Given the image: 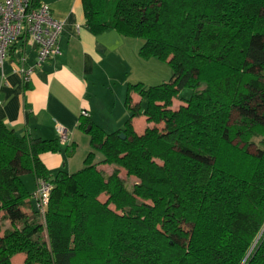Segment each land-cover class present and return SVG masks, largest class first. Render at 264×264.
Listing matches in <instances>:
<instances>
[{
  "label": "trees",
  "instance_id": "trees-1",
  "mask_svg": "<svg viewBox=\"0 0 264 264\" xmlns=\"http://www.w3.org/2000/svg\"><path fill=\"white\" fill-rule=\"evenodd\" d=\"M81 1L92 33L141 38L139 55L171 76L128 86L119 130L82 116L91 150L71 173L40 160L57 139L0 120V264L17 254L21 264H264V0ZM175 98L184 104L172 109ZM141 115L155 125L137 132ZM121 170L136 178L130 188ZM29 173L52 184L43 216L26 210Z\"/></svg>",
  "mask_w": 264,
  "mask_h": 264
},
{
  "label": "crops",
  "instance_id": "crops-1",
  "mask_svg": "<svg viewBox=\"0 0 264 264\" xmlns=\"http://www.w3.org/2000/svg\"><path fill=\"white\" fill-rule=\"evenodd\" d=\"M41 1L48 3L52 16L62 22L59 53L35 69L28 82H23L6 59L0 71V120L16 135L32 138L57 139V127L64 128L67 139L59 142V151L39 157L51 175L59 169L71 173L84 165L81 159L91 150L89 135L79 126L81 111L86 110L88 117L84 118L105 132L119 130L130 115L125 106L128 86L138 82L145 86L161 84L169 80L171 70L163 61L139 55L143 43L139 37L114 29L92 33L86 26L81 0ZM28 55L30 60L34 56L31 48ZM131 99L133 104L141 100L136 92H131ZM182 104L173 99L172 109ZM132 124L137 132L155 125L143 115L132 118ZM70 145L74 150L67 155ZM21 178L30 194L31 204L26 209L30 211L36 177L29 173ZM7 226V221H0V235ZM23 258L17 254L14 264H21Z\"/></svg>",
  "mask_w": 264,
  "mask_h": 264
},
{
  "label": "built area",
  "instance_id": "built-area-1",
  "mask_svg": "<svg viewBox=\"0 0 264 264\" xmlns=\"http://www.w3.org/2000/svg\"><path fill=\"white\" fill-rule=\"evenodd\" d=\"M62 22L55 19L48 3L40 1L32 5L31 0H0V71L9 59L23 82H28L35 69L59 53L58 38ZM34 51L30 60L28 50ZM81 116L88 117L86 110ZM67 133L57 127V140L64 142ZM33 199L36 209L43 216L52 184L49 180L36 178Z\"/></svg>",
  "mask_w": 264,
  "mask_h": 264
},
{
  "label": "rangeland",
  "instance_id": "rangeland-1",
  "mask_svg": "<svg viewBox=\"0 0 264 264\" xmlns=\"http://www.w3.org/2000/svg\"><path fill=\"white\" fill-rule=\"evenodd\" d=\"M165 63V62H164ZM167 65V64H166ZM168 66V65H167ZM170 76H171V73H170ZM170 77H168V79H169ZM167 79V80H168ZM149 86V85H148ZM191 94H192V90L190 89V88H184L183 90H181L180 91V93H179V96L181 97V98H183V99H188L190 96H191ZM178 101H181L180 99H178V98H175V103H177ZM142 107H143V103H142ZM234 118H236V115H235V113H233V115H232V119H234ZM250 151L251 152H256V148L254 147V146H250ZM86 154L87 153H85V155L84 156H86ZM84 156L82 157V159H81V161H83V158H84ZM103 158V154L101 153V152H99V151H96L95 152V154H94V157H93V162H95V163H97L98 162V164H97V167L99 168V169H102L103 171H105V172H107V173H109L110 171H111V168H112V166H109V165H102V164H100L99 163V160H101ZM84 164V163H83ZM84 166V165H83ZM75 168V167H74ZM80 168H82V167H76L74 170H79ZM73 170V171H74ZM121 177L123 178V180H124V183H125V185L127 186V187H131L132 186V184L136 181V178H134V177H132V176H126L125 175V172L124 171H122L121 170ZM106 198V196L104 195V194H101L100 196H99V199H101V200H104Z\"/></svg>",
  "mask_w": 264,
  "mask_h": 264
},
{
  "label": "water",
  "instance_id": "water-1",
  "mask_svg": "<svg viewBox=\"0 0 264 264\" xmlns=\"http://www.w3.org/2000/svg\"><path fill=\"white\" fill-rule=\"evenodd\" d=\"M88 128H89V127H87V129H88ZM119 136H120L121 138H124V136L122 135V133H120Z\"/></svg>",
  "mask_w": 264,
  "mask_h": 264
}]
</instances>
